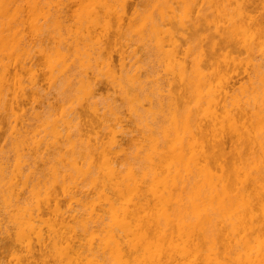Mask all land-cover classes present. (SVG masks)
I'll use <instances>...</instances> for the list:
<instances>
[{"label": "bare ground", "instance_id": "6f19581e", "mask_svg": "<svg viewBox=\"0 0 264 264\" xmlns=\"http://www.w3.org/2000/svg\"><path fill=\"white\" fill-rule=\"evenodd\" d=\"M118 1L0 0V133L16 115L5 146L27 152L11 165L0 150V216L18 222L1 229L0 264H264V0H137L125 16L134 0ZM132 34L148 66L125 67L133 50L114 67L103 44ZM24 71L33 93L44 78L56 91L31 120Z\"/></svg>", "mask_w": 264, "mask_h": 264}, {"label": "rangeland", "instance_id": "374dc122", "mask_svg": "<svg viewBox=\"0 0 264 264\" xmlns=\"http://www.w3.org/2000/svg\"><path fill=\"white\" fill-rule=\"evenodd\" d=\"M120 1V0H119ZM119 1H118V4H119ZM128 1V0H127ZM126 0H125V2H127ZM137 0H134L133 2H132V8H129V9H126L125 11H124V16H125V13L127 14V15H131V13H132V10H133V7H134V4H135V2H136ZM192 1V0H191ZM190 0H184L183 1V4L184 5H188L190 2H191ZM121 2H122V0H121ZM124 3V2H123ZM181 3H182V0H181ZM206 3V2H205ZM182 4V5H183ZM120 5V4H119ZM121 5H122V3H121ZM115 8V7H114ZM112 9V11L113 12H111L110 13V18L108 19V20H110V19H112V23H114L113 22V20H114V18H117L118 19V17L119 16H121V17H123L122 15H123V9L121 8H119L118 7V5L116 6V8L115 9ZM184 11V10H183ZM185 11H187V9H185ZM187 12H183V15L185 16H182V18H184V20L186 21V18H189L188 16H189V14L187 13ZM126 15V16H127ZM188 15V16H187ZM121 17H119V18H121ZM116 19V20H117ZM116 20H114L115 22H116ZM110 24H111V21H110ZM111 25H114V24H111ZM134 34H136V33H134ZM140 34H142V33H140ZM139 34V35H140ZM138 34H136V36H137ZM138 35V36H139ZM127 36V35H126ZM135 35L133 36V34H132V37H131V35H129V37L131 38V40H128V39H130L129 37H127V40L129 41H126V42H128V43H126L125 41H124V39H126V38H122V36H118L119 38H117V37H111V39H110V41H108L107 43H104L103 44V47L104 46H106L105 48L106 49H108L110 52H112L113 53V61H114V67H120L119 65H120V63H126L127 62V58H131L132 56V54H133V50L134 51H138V56L137 57H140V58H138V61H136V58H135V56H134V58L132 57V59H133V61H132V59H130L131 61V63L130 64H128L129 62H127V65L125 64V67H129L128 65H132V64H137V65H139V67H146V66H148V63L146 62V60H145V62H146V65H144L145 64V62L143 63L142 62V59H147V56L145 55V56H142V54L141 53H139V51L140 52H144L143 51V49H146L147 48V46H145V45H143V43H141L142 41H144L145 43L144 44H148V41H147V37L145 36V35H141V37H146V39L144 38V40L142 39L141 40V37H139V39H138V36L136 37ZM120 37H121V39H120ZM133 37H136L135 39L133 38ZM31 38V36H29L27 39L29 40ZM133 39H134V42H136V43H140L141 44V46L143 45L145 48H143L142 49V47H139V45L140 44H136V45H138V47L137 46H135L134 45V42H133ZM140 41H138V40ZM35 42L34 40H32V39H30L29 40V42H30V46L31 45H35L33 42ZM132 41V43H130ZM33 44H32V43ZM93 42H95V41H93ZM100 42V41H99ZM104 42V41H103ZM147 42V43H146ZM36 43V42H35ZM38 43V42H37ZM45 43H47V42H45ZM44 43V44H45ZM28 44V43H27ZM43 44V45H44ZM94 44V43H93ZM96 44H98V41L96 42ZM101 45H99L100 46V48H101V46H102V43H100ZM133 44V45H132ZM39 44H37L36 46H38ZM128 45H130L132 48H130V46H129V49H131V51L130 50H128ZM27 46V45H26ZM35 46V47H36ZM99 46H97V48H99ZM28 48H29V46H27ZM27 47H24L25 49L27 48ZM91 47H92V45H91ZM94 47H96L95 46V44H94ZM32 48V47H31ZM30 48V49H31ZM34 48V47H33ZM96 48V49H97ZM139 48V49H138ZM30 49H29V51H30ZM95 48H92L91 50H94ZM193 48H189L187 51V62H189V66H191L192 65V67L193 66H197L198 65V63H197V60H199V62H200V59H198L197 57L198 56H200V55H202L203 56V54H201L203 51H201V49L199 50V51H201V52H198V50H195L196 48L194 47V50H192ZM35 51H36V53H37V49L35 48L34 49ZM99 50V49H98ZM98 50H96V51H98ZM191 50V51H190ZM27 51V50H26ZM35 51H33V53H35ZM128 51H129V53H128ZM205 51V50H204ZM31 52V51H30ZM122 53V54H124L125 55V57L123 58V60H121V57H120V55H119V53ZM131 52V53H130ZM33 53H30L31 55H33ZM126 53L128 54V55H130V56H128V55H126ZM197 53H199V55L197 54ZM20 54V53H19ZM27 54V53H26ZM25 54V55H26ZM92 54V53H91ZM141 54V55H140ZM22 56L24 55V54H21ZM35 55H39V52H38V54H35ZM34 55V57H36ZM94 55H96L95 54V52L93 51V57H94ZM123 55V56H124ZM172 54H165V55H163V56H160L161 57V60H160V58L158 57V55L156 54L155 56H154V58H153V60H154V64L153 65H155V67H166V65H172V63H174V57L173 56H171ZM21 56H18V58H20ZM24 57V56H23ZM22 57V58H23ZM27 57V55L25 56V58ZM39 57V60H40V56H38ZM92 57V58H93ZM96 57V56H95ZM145 57V58H144ZM201 57V56H200ZM199 57V58H200ZM24 59V58H23ZM36 59V60H35ZM34 60H31V61H34L35 63H37L36 61H38V58L36 57ZM141 59V60H140ZM22 60V59H21ZM27 61H29V63L28 64H30V60H27ZM147 61H148V59H147ZM99 62V61H98ZM136 62V63H135ZM193 62H194V64H193ZM103 62H99V63H97L95 66L97 67H109L107 64H102ZM104 63H106V62H104ZM141 63H143V65L141 64ZM196 63V64H195ZM40 64V63H39ZM98 64H100V65H98ZM141 64V65H140ZM42 65V64H41ZM41 65H39L38 66V64H37V66H36V68H34V69H36L38 72V74H40L41 75V73L43 72V70L42 69H45L44 67H42ZM90 66H93V65H90ZM94 66V67H95ZM134 66H136V65H134ZM38 67H40L39 68V70H38ZM131 67V66H130ZM133 67V66H132ZM30 68V67H29ZM33 68V67H32ZM32 68H30L28 71H30V70H32ZM47 69H50L49 67H47ZM46 70V69H45ZM44 70V71H45ZM51 70V69H50ZM49 70V71H50ZM103 70V71H102ZM101 71H102V74L101 75H99L100 77H99V79H98V81L96 80L98 77V73H97V76H91V79H92V81H94L93 80V78H95L96 77V81L97 82H99V84L97 85V87L99 88V91H98V96H102V97H105L107 94H109L110 92H111V90L106 86V83H105V81H107V76H106V73H105V68L104 69H102ZM27 71V70H26ZM27 71V72H28ZM27 72H22V77H24V81H23V87H24V89H23V87H22V89H21V93L18 91V94L20 93V95L21 96H23V97H25V102H24V104H25V108L27 109V111H29L28 113H26L28 116L30 115L31 116V114L30 113H32L31 111L32 110H30L31 108H36V111L37 112H42L45 108H46V112H47V110H48V108H47V106L46 107H44L45 105H46V103H48V101H49V99H50V97H51V94H55L56 93V91H55V88H54V86H55V84L56 85H58L57 83H59L60 82V77L57 79V80H59V82L56 80V75L57 74H54V72H53V75H54V78H55V80H52L51 82L53 83L54 81L56 82H54V86L52 85V83H50L49 81H47L45 78H46V76H44L43 74V76L45 77H41V78H44V79H38V86H41L40 87V90L38 91V93L37 94H35V92L33 93V89L32 88H35V86H32V85H35V84H33V83H35L34 81H35V79L34 78H36V76H35V74L32 72V74H28ZM31 72V71H30ZM39 72H41V73H39ZM52 72H48V73H50V75H51V73ZM46 73H47V71H45V75H46ZM48 73H47V75H48ZM41 75V76H42ZM49 75V76H50ZM102 75H104V76H102ZM35 76V77H34ZM57 76H59V74L57 75ZM32 77V78H31ZM34 77V78H33ZM52 77V76H51ZM49 78V77H48ZM47 78V79H48ZM53 77L51 78V79H54ZM62 78V77H61ZM106 78V79H105ZM32 79H34L33 80V82H32ZM50 79V78H49ZM246 81V77L245 76H240V77H235L234 79H233V85H234V87H238V86H240L241 85V83H243V82H245ZM96 82V83H97ZM40 83V84H39ZM25 84V85H24ZM49 84H51V87L49 88ZM56 87V86H55ZM51 88H52V91H51ZM38 89H39V87H38ZM50 89V90H49ZM109 89V90H108ZM20 90V89H19ZM49 90V91H48ZM47 91L49 92V96L50 97H48L47 95ZM39 92H41L40 93V99L38 98L39 96H38V94H39ZM55 92V93H54ZM106 94V95H105ZM36 95V96H35ZM45 95H46V97H48V99L45 101ZM105 95V96H104ZM20 96V97H21ZM37 98V99H36ZM37 101H36V100ZM34 100H35V102H34ZM40 100H42V102H43V107H42V102L40 101ZM36 102H38V103H36ZM41 102V103H40ZM35 103V104H34ZM76 103V102H75ZM74 103V104H75ZM37 104H38V106H37ZM77 104V103H76ZM33 105H34V107H33ZM37 106V107H36ZM38 108V109H37ZM44 113H45V111H43ZM14 114H15V112H13ZM12 114V113H11ZM11 114L9 115V118H8V120H5L4 122H3V130L6 132H4L3 133V130H2V133H0V150L2 151V152H7L6 150L9 148V149H11V150H13L14 151V155L12 154V151L11 150H9L8 152L10 153V154H12V157H16V158H12L11 157V155H10V158H12L11 160L12 161H9V163H11V162H13V163H11V165L13 164V165H16L17 163H19L18 161H20V160H24V155H26L27 154V152L26 153H22L21 152V150H19L18 151V147H15V149H14V147L12 146L11 147V144H12V142H10L12 139L11 138H9V145L8 146H5V144L7 143L6 141H5V137L7 136V138H8V135L7 134H9V133H7V132H9V128L8 129H6L7 128V126L10 124V123H13L14 121L13 120H15V116L14 115H12V116H14V117H12L11 116ZM43 114V113H42ZM26 115V119H27V121L29 120L28 119V116ZM29 116V117H30ZM9 119H10V121H9ZM13 119V120H12ZM30 120H31V117H30ZM29 120V121H30ZM10 122L9 124H8V122ZM28 121V123L29 124H31L32 122L30 121L29 122ZM5 123H7V124H5ZM27 123V122H26ZM27 123V124H28ZM14 124V123H13ZM12 125V124H11ZM11 125L10 126H8V127H10L11 128ZM4 135H6V136H4ZM7 138H6V140H7ZM30 141H28L27 140V142H31L32 141V139H29ZM7 145V144H6ZM43 145V146H42ZM40 147L42 148H44L45 147V144H42ZM10 146V147H9ZM6 147V148H5ZM1 148H4V149H1ZM6 149V150H5ZM4 150V151H3ZM41 150V149H40ZM0 151V162L2 163V162H5L6 160L8 161V159H9V154L8 153H5V155L7 154V156L8 157H6L7 159H4L3 158V153ZM11 151V152H10ZM44 150H41L40 151V153L42 152L43 153V155L41 154L40 155V157L41 156H44L45 158H47L48 156V154L47 153H45V152H43ZM17 154V155H16ZM20 154H21V156H22V158L20 157ZM24 154V155H23ZM31 154H33V153H31ZM31 154H29V155H27L26 156V158H28V159H30V158H32V159H34V157H35V154H34V156L32 155L31 156ZM45 154V155H44ZM31 156V157H30ZM20 157V158H19ZM43 157V158H44ZM2 158V159H1ZM18 158V159H17ZM38 158V157H37ZM5 161H4V160ZM32 159L31 160H29V161H32ZM3 160V161H2ZM10 160V159H9ZM26 160V159H25ZM35 160V159H34ZM44 160V159H43ZM15 163V164H14ZM53 217L52 216H50V215H47V214H45L44 215V222L43 223H39V225L41 224V226H44L45 224V226H46V228L48 229L49 227H50V225L53 227V225L55 224V221H54V219H53V222H52V220H50V219H52ZM13 219H16L15 217H12V216H8V215H6L5 217L4 216H0V232H1V229H3V231L2 232H4V229H8L9 230V227H11L12 228V226H14L13 224H15V222H16V220H13ZM28 219V218H27ZM27 219L25 218V220H22L21 222H19L20 224H21V226L23 227V229L25 230V234H30L31 232L29 231V229L27 228V227H24L25 226V221L27 222ZM47 220V221H46ZM19 221V220H18ZM24 221V222H23ZM14 222V223H13ZM28 222L29 223H31V221H29L28 220ZM17 224H18V222H16ZM53 223V224H52ZM20 224L18 225V226H20ZM38 224V223H37ZM48 224H50V225H48ZM29 224H26V226H28ZM6 226V227H5ZM20 226V227H21ZM45 226L43 227V230L45 229ZM3 227V228H2ZM10 228V229H11ZM26 228H27V230L29 231V233H28V231H26ZM9 231H12V230H9ZM13 231H14V229H13ZM44 231H46V229L44 230ZM1 232V233H2ZM0 233V234H1ZM32 234H30L29 236L28 235H26V236H28L29 238H31V239H33V237H34V234L31 236ZM8 256H10V255H7V258H8ZM10 258V257H9ZM9 258H8V260H9Z\"/></svg>", "mask_w": 264, "mask_h": 264}]
</instances>
